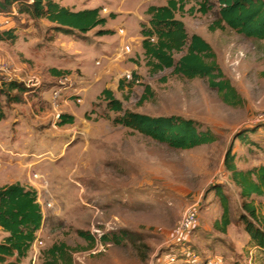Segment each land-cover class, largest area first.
Listing matches in <instances>:
<instances>
[{
  "label": "rangeland",
  "instance_id": "374dc122",
  "mask_svg": "<svg viewBox=\"0 0 264 264\" xmlns=\"http://www.w3.org/2000/svg\"><path fill=\"white\" fill-rule=\"evenodd\" d=\"M56 1L72 9L104 5L105 29L114 35L98 36V28L79 41L53 31L46 20L18 14L12 25L17 43H0V84L1 79H14L30 90L21 103L3 104L0 153L1 144L6 145L7 155H0V187L9 183L6 175H13L17 183L36 191L44 217L27 257L17 263L44 264L48 250L64 243L72 249L74 264H181L184 245V251L190 248L215 264H264V253L251 245L240 221L244 201L224 165L233 147L239 170L264 167V40L247 38L227 26L216 28L218 0H212L207 14L190 0L185 12L176 15L190 35L201 36L215 52L242 100L233 106L207 78L190 80L173 69L156 73L149 66L142 48L147 11L168 0ZM82 45L105 56L91 50L85 61L79 55ZM181 56L176 53L174 58ZM86 65L94 66L92 74ZM53 88L61 90L56 103ZM104 90H111L125 110L193 119L218 140L176 150L115 125L113 120L121 114L107 110ZM62 113L74 114L75 123L60 126ZM241 131H249L250 142L237 139ZM8 155L12 164L6 166ZM215 188H221L229 202L226 234L215 226L224 213ZM253 199L264 213V197ZM190 208L198 210L199 223L187 244L178 243L174 229ZM79 231L90 233L94 244ZM113 233L123 238L122 244L103 243L101 237ZM6 236L0 227V243ZM16 261L8 258L0 264Z\"/></svg>",
  "mask_w": 264,
  "mask_h": 264
},
{
  "label": "trees",
  "instance_id": "16d2710c",
  "mask_svg": "<svg viewBox=\"0 0 264 264\" xmlns=\"http://www.w3.org/2000/svg\"><path fill=\"white\" fill-rule=\"evenodd\" d=\"M190 0H168L163 6L149 7V25L142 31L144 40L142 48L149 66L154 72L173 69L174 74L193 80L207 78L211 88L218 90L224 100L233 106L242 103L240 96L217 63V57L211 46L199 35H190L185 24L176 18L178 13L185 12ZM200 12L207 14L212 8V0H195ZM219 21L216 28L225 27L236 31L247 38L264 40V0H218ZM16 7L19 15L28 16L31 20H46L52 30L66 36L85 41L87 34L94 30L98 36L114 35L105 29L108 19L101 16L102 8L75 11L61 5L56 0H0V14L11 13ZM215 30V28H212ZM18 40L15 29L0 32V43L15 44ZM155 40V41H154ZM182 54L176 61L174 55ZM60 74V73H56ZM121 86L123 81L120 82ZM29 91L24 84L14 79H1L0 84V122L6 119L4 102L19 104ZM147 93L152 95L149 87ZM101 97L106 101L108 111L121 114L113 120L118 126L130 129L156 142L166 144L176 150H192L200 146L213 144L218 140L211 130H203L202 125L193 119L181 116H150L125 110L123 103L114 97L111 90H104ZM148 99L147 96L143 97ZM60 126L73 125L75 117L62 113ZM258 128L253 132H257ZM249 131H241L237 139L248 141ZM224 165L230 174L231 181L240 189L243 199V214L240 221L250 236L252 246L264 253V213L259 212L254 197H264V167L239 170L236 166V154L233 147L227 153ZM221 196L224 213L221 223L215 226L224 234L231 224L230 207L227 197L221 188H215ZM41 206L36 191L20 183L0 187V227L7 236L0 243V262L16 257L18 264L26 258L36 240V234L43 224ZM79 236L88 243L94 244L95 238L88 232L79 231ZM122 237L115 233L101 237L103 243L122 244ZM72 249L64 243L53 245L47 252L44 264H74Z\"/></svg>",
  "mask_w": 264,
  "mask_h": 264
},
{
  "label": "built area",
  "instance_id": "2783aa9c",
  "mask_svg": "<svg viewBox=\"0 0 264 264\" xmlns=\"http://www.w3.org/2000/svg\"><path fill=\"white\" fill-rule=\"evenodd\" d=\"M18 15V10L16 7H13L11 13L0 14V32L6 31L12 28L14 17ZM155 41V40H154ZM126 52H131L129 46L125 47ZM3 68V64L0 61V69ZM132 79V77H129ZM62 82V80H61ZM61 98V90L53 91V103L58 102ZM80 103H83L82 100H79ZM56 106V105H55ZM60 118V116H58ZM261 122L264 124V115L262 116ZM199 223L198 210L196 208H190L185 212L183 217L177 223L174 229V240L178 243H188L194 229ZM183 246V245H182ZM188 246L184 245L181 251V257H179V262L181 264H215L211 261L202 260L196 252H193L190 248L187 251H184V248ZM173 261V260H172Z\"/></svg>",
  "mask_w": 264,
  "mask_h": 264
},
{
  "label": "crops",
  "instance_id": "0c3cea01",
  "mask_svg": "<svg viewBox=\"0 0 264 264\" xmlns=\"http://www.w3.org/2000/svg\"><path fill=\"white\" fill-rule=\"evenodd\" d=\"M104 5H100V6H98V7H103ZM160 6H162V5H160ZM67 7V6H66ZM84 9H86V8H82V9H73V10H75V11H80V10H84ZM104 17V16H103ZM104 18H107V17H104ZM16 34H17V31H16ZM17 43V42H16ZM91 50L93 51V50H95L96 52H97V54H99L100 55V53H102L103 55L105 54V52L104 51H102V52H100L99 53V51L97 50V49H94L93 48V46H86V45H82V47H81V51H80V53H79V55H81V56H83V60H88V58H89V54H90V52H91ZM105 56V55H104ZM84 62V61H83ZM87 66V65H86ZM93 67L94 66H92V68H89L88 66L87 67H85V68H87L86 70H89V73L88 74H92V69H93ZM84 74V73H83ZM94 74V73H93ZM53 90H55V88H53L52 89V91ZM30 91V90H29ZM51 93V92H50ZM50 93H49V95H50ZM25 94H28V93H25ZM46 95H48V93L46 94ZM45 98H47L49 101H50V96H46ZM70 115H72V116H74L75 117V115L74 114H72V113H70ZM6 120H4V121H2V122H0V125L3 123V122H5ZM4 137V135H3V133L1 132L0 133V140L2 141V138ZM5 147H6V145L4 146V148H3V145L1 144V148L2 149H4V152H1L0 153V155H3V154H5V155H7L5 152ZM8 157H9V160L7 161V165L6 166H9V165H11L12 163H10V162H12L11 160H12V158H11V156H9L8 155ZM6 177L9 179V183H7L6 185H11V184H16L17 183V180L16 179H14V177H13V175L11 176L10 174H8V175H6ZM16 178V177H15ZM16 180V181H15ZM5 186V185H4ZM1 187H2V185H1Z\"/></svg>",
  "mask_w": 264,
  "mask_h": 264
}]
</instances>
